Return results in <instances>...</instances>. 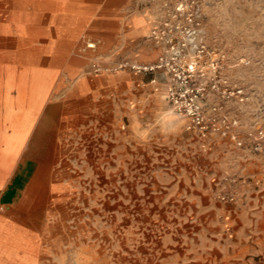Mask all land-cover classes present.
<instances>
[{
	"label": "rangeland",
	"instance_id": "obj_1",
	"mask_svg": "<svg viewBox=\"0 0 264 264\" xmlns=\"http://www.w3.org/2000/svg\"><path fill=\"white\" fill-rule=\"evenodd\" d=\"M201 3L206 40L226 52L231 81L244 90L245 100L235 103L233 109L239 119L238 132L246 139V145L239 147L232 139L219 135L202 140L187 129L188 118L172 109L166 100V86L161 84H151V91L137 84L120 86L114 94L124 105L118 100L119 106L111 109L112 122L117 115L111 129L128 131V123L136 115L143 119L139 125L157 132L161 140L169 139L177 146L199 147L205 170L202 184L209 192L204 204L220 211V224L229 232L234 226V217L229 214L234 210V202H224L218 194L221 190L235 192L238 197L251 193L253 204L243 210L244 214L250 213L243 225L249 228L245 238L255 242L264 236V184L245 188L230 178L236 175L239 179H252L250 175L264 174V154L253 150L248 137L250 131L264 130V0ZM88 29L79 28L73 40L63 39L55 48L46 38L30 44L0 39L1 78L5 67L14 64L19 68L16 78L25 66L29 68V77L33 69L56 68L60 73L61 97L86 100V96H76L82 78L89 75L104 78L121 70L137 74L118 66L124 57L117 55L116 38L95 42L88 37ZM5 49L13 50V56L1 58V50ZM55 50L59 52L55 57L41 53L51 54ZM96 66L101 70L96 71ZM179 121L182 123L178 126ZM97 126L103 129L102 124ZM83 130L79 128L80 133ZM78 158V179L71 188H64L54 202L37 200L30 204L31 210L37 212V227L60 228L57 264H182L183 240L187 238L189 225L198 221L197 212L201 208L189 202L182 188L173 189L169 185L172 173L177 170L167 160L168 156L161 159L160 155L127 154L125 169L117 154L95 156L93 163L88 155ZM178 171L183 173V168ZM203 206L202 210H209ZM4 255L13 261L25 256L15 247L0 253V264L13 262L3 260Z\"/></svg>",
	"mask_w": 264,
	"mask_h": 264
},
{
	"label": "crops",
	"instance_id": "obj_2",
	"mask_svg": "<svg viewBox=\"0 0 264 264\" xmlns=\"http://www.w3.org/2000/svg\"><path fill=\"white\" fill-rule=\"evenodd\" d=\"M159 3L160 0H0V39H15L19 43L27 40L30 44L46 38L55 47L63 39L73 40L77 36L75 32L86 27L88 37L95 42H110V37L116 38L120 58L152 62L161 53V46L149 37L150 28L158 18ZM1 53V58L12 57L14 51L5 49ZM41 53L55 57L59 52ZM40 71L50 80L43 88H34L29 83L20 89L18 85L0 83V127L10 124L6 120L8 108L23 118L34 105L33 95L42 93L35 104L32 126L19 148L11 154L9 165H0V253L16 247L25 254L14 261L7 254L3 260L13 261L11 264H57L60 228L37 227V212L31 210L30 204L37 200L54 202L64 188H71L78 179V156L88 155L93 163L95 156L117 154L125 169L127 154L144 153L160 155L161 159L163 155L165 159L168 156L167 160H171L177 172L183 168L181 174L172 173L169 185L173 189L182 188L189 202L200 205L198 221L189 225L187 238L183 240L182 264H264V236L255 242L245 238L249 228L243 225V220L250 213L245 212V215L243 210L253 204L252 194L243 193L234 202L233 212L229 211L234 217L233 230L225 232L219 221L220 211L212 210L210 204L205 205L209 192L202 184L205 170L199 147L177 146L169 139L161 140L157 132L142 128L139 124L143 119L136 115L131 117L128 131L111 129L117 115L112 122L110 112L118 105L120 98L114 93L120 86L137 84L151 91V84L166 86L163 73L133 76L134 73L121 70L104 78L86 76L79 80L76 90V96H86L84 100L61 97L60 73L56 68ZM19 91L23 96L21 107ZM119 102L124 105L123 100ZM97 123L102 124L103 129ZM181 123L179 121L178 126ZM79 128L88 131L80 133ZM12 130L8 126V134ZM2 146L4 143H0V149ZM249 177L252 179H239V184L245 188L264 184L263 173ZM202 204L209 210H202Z\"/></svg>",
	"mask_w": 264,
	"mask_h": 264
},
{
	"label": "built area",
	"instance_id": "obj_3",
	"mask_svg": "<svg viewBox=\"0 0 264 264\" xmlns=\"http://www.w3.org/2000/svg\"><path fill=\"white\" fill-rule=\"evenodd\" d=\"M201 1L160 0L158 18L149 34L161 46L158 58L152 62L123 58L117 64L141 74L163 73L168 101L175 112L188 118V129L202 140L219 135L244 147L246 139L238 132L239 119L233 109L245 100L244 90L231 81L226 52L206 40ZM248 135L253 150L264 154V130ZM230 180L237 182L239 177ZM218 197L224 202L239 198L228 190H221Z\"/></svg>",
	"mask_w": 264,
	"mask_h": 264
},
{
	"label": "bare ground",
	"instance_id": "obj_4",
	"mask_svg": "<svg viewBox=\"0 0 264 264\" xmlns=\"http://www.w3.org/2000/svg\"><path fill=\"white\" fill-rule=\"evenodd\" d=\"M26 44H27V40H26ZM5 68L6 69L4 70L5 71L4 76L1 78V75H0V83H4L7 86L18 85L21 89V88H24L25 85L30 83L34 88H43V86H45L48 82V78H47L46 74H43L39 69L38 70L33 69V74L31 77H29L27 74L29 68L27 66H25L24 68H22L20 76L18 78H16L15 72L17 71V69H19L17 64H14L13 66H6ZM19 92H20L21 96L19 97L18 102H19V106L21 107L23 96H22V92L21 91H19ZM40 94H42V93L39 91L38 93H35L33 95L34 99H33L32 103L34 105L31 106L27 115H25V117H23V118L16 116L14 114L13 110H11V108L7 109L6 120L9 121L10 124L7 125L6 123H4L0 127V143H4V147L2 146L3 149H0V165L1 166L7 167L9 165V163L12 159L11 154L14 153L16 151V149L19 148L18 147L19 144L23 140L24 136L26 135V133L28 132L30 127L32 126V117H33L32 114H33L34 109L36 107L35 104L38 102V100L41 97ZM8 126H11L13 129L10 134H8V132H7ZM1 178H2V175L0 174V179ZM43 180H44V177H43ZM2 210H4V209H2Z\"/></svg>",
	"mask_w": 264,
	"mask_h": 264
}]
</instances>
